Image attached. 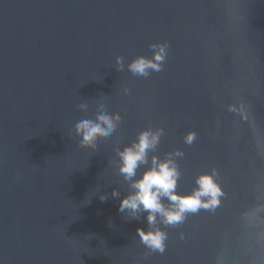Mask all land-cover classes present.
<instances>
[{"label": "water", "instance_id": "95a60500", "mask_svg": "<svg viewBox=\"0 0 264 264\" xmlns=\"http://www.w3.org/2000/svg\"><path fill=\"white\" fill-rule=\"evenodd\" d=\"M154 43L163 70L129 72ZM100 105L120 119L81 147L74 125ZM144 128L163 130L149 159L182 152L178 193L201 173L223 192L158 222L163 253L111 195L130 190L117 151ZM0 264H264V0H0Z\"/></svg>", "mask_w": 264, "mask_h": 264}, {"label": "clouds", "instance_id": "9594fccd", "mask_svg": "<svg viewBox=\"0 0 264 264\" xmlns=\"http://www.w3.org/2000/svg\"><path fill=\"white\" fill-rule=\"evenodd\" d=\"M152 56L138 55L127 64V70L135 76L147 78L151 72L163 70V63L167 55V45L154 43L150 45ZM119 69L124 67V57L115 58ZM81 111L87 110V104L78 106ZM120 119L118 114L104 110L100 105L94 119L83 118L75 125V133L79 137L81 147L96 148L98 137L111 136L115 130L116 122ZM163 135L162 129H141L136 138L117 151L119 157V174L129 184V191L121 196L119 191L113 189V198L119 197L118 211L128 212L131 218L139 219L138 213H145V219L149 228L137 227L136 234L141 242L151 251L163 253L167 233L155 227L158 222L165 225H177L182 223L186 214L196 213L201 208L214 210L219 206L222 189L214 178V173H201L196 177V187L188 193H178L177 180L180 172L175 157L182 156V152L174 150L164 159L152 156ZM196 139L194 131H188L184 136L186 144H192ZM143 166V167H142ZM139 170V175H137ZM107 197L100 194L99 199ZM167 200L166 205L164 201Z\"/></svg>", "mask_w": 264, "mask_h": 264}]
</instances>
